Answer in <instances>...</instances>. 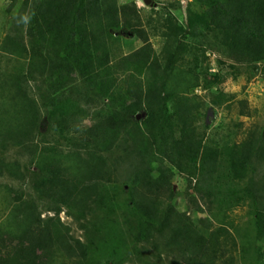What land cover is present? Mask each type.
Masks as SVG:
<instances>
[{"label": "rangeland", "instance_id": "rangeland-1", "mask_svg": "<svg viewBox=\"0 0 264 264\" xmlns=\"http://www.w3.org/2000/svg\"><path fill=\"white\" fill-rule=\"evenodd\" d=\"M45 1L0 0V38L14 35L28 44L31 19L45 11ZM116 3L126 16L127 11L137 13L141 21L137 29L143 34L139 36L122 23L117 31L109 32L91 69L82 66L79 71L80 76L93 78L90 82L95 80L94 87L86 90L89 98L83 103L84 116L66 135L52 133L49 144L70 150L74 137L95 134L97 125L116 111L119 99L128 91L130 83L122 58L148 43L159 55L160 73L176 64L201 76L200 86L191 89V95H199L205 102L195 124V136L213 149L212 162L206 166L209 176L207 181H200V173L193 176L187 164L179 169L159 155L152 129L162 120L163 103L168 105L174 129L181 125L173 99L160 96L156 107L144 105L135 111L117 147L106 154L112 177L102 189L100 209L81 216L74 215L68 205L62 207V221L70 226L73 238L82 242L86 253L68 255L53 250L44 258L45 264H196L195 248H184L174 239L171 227L166 228L165 212L170 206L189 215L197 224V233L217 234V264H264V242L255 235L256 209L264 198V164L253 159L238 166L231 157L232 149L247 138L250 129L264 132V57L246 55L240 45L231 47L230 34L237 35L238 31L208 15V0ZM205 22L208 24L203 25ZM226 29L230 34L224 32ZM108 76L110 87H102ZM33 90L31 86L32 94ZM4 152L0 146V154ZM6 155L14 159L16 150L10 149ZM0 185L12 186L18 196L37 195L32 186L11 177L0 178ZM147 197L157 208L151 218L140 206L141 199ZM58 205L48 193L39 197L42 218L54 215ZM4 238L0 233V264H11L15 259L25 262L32 255L25 251H30L29 241Z\"/></svg>", "mask_w": 264, "mask_h": 264}, {"label": "trees", "instance_id": "trees-1", "mask_svg": "<svg viewBox=\"0 0 264 264\" xmlns=\"http://www.w3.org/2000/svg\"><path fill=\"white\" fill-rule=\"evenodd\" d=\"M208 2L211 18L237 29L233 30L237 35L224 31L231 36V47L240 45L244 54L264 57V0ZM45 4V11L31 19L28 44L14 35L0 38V146L5 151L0 154V178L26 183L37 193L18 196L12 186L0 185L1 235L4 240L29 241L31 246V252L22 247L32 255L25 262L15 259L17 264H45L53 250L68 255L86 253L85 246L73 238L70 226L62 221V207L68 205L74 215L81 216L100 209L102 189L112 177L106 154L117 147L135 111L144 105L156 107L160 96L173 99L181 125L174 129L168 105L163 103L162 120L152 129L159 155L179 169L187 164L193 176L200 173V181H207L206 166L213 157V149L195 136V124L205 102L199 95H191V89L200 86V74L176 64L160 73L159 55L148 43L122 58L130 83L128 91L119 99L116 111L97 125L95 134L74 137L70 150L51 146L48 139L52 133L66 135L84 116L83 103L89 98L86 90L94 87L95 80L90 82L93 78L80 76L79 71L82 66L91 69L109 32L117 31L121 23L139 36L143 31L137 29L141 24L137 13L127 11L126 16L116 0H46ZM110 82L108 76L102 87L109 88ZM10 149L16 150V158L6 155ZM231 157L238 166L253 159L264 164V132L250 129L247 138L232 149ZM23 158L31 166L25 165ZM45 193L59 205L53 209L54 215L42 218L39 197ZM141 200V209L151 218L157 209L153 200ZM256 212L255 235L264 242V198ZM165 214L166 228L171 227L174 239L184 248H195L196 264H217V234L197 233L191 217L172 206Z\"/></svg>", "mask_w": 264, "mask_h": 264}]
</instances>
